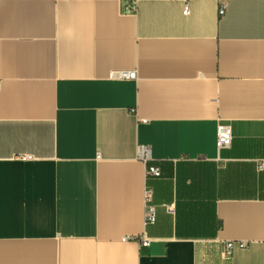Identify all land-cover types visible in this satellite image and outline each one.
<instances>
[{"label": "crops", "instance_id": "1", "mask_svg": "<svg viewBox=\"0 0 264 264\" xmlns=\"http://www.w3.org/2000/svg\"><path fill=\"white\" fill-rule=\"evenodd\" d=\"M184 5L0 0V264H264V0Z\"/></svg>", "mask_w": 264, "mask_h": 264}, {"label": "built area", "instance_id": "2", "mask_svg": "<svg viewBox=\"0 0 264 264\" xmlns=\"http://www.w3.org/2000/svg\"><path fill=\"white\" fill-rule=\"evenodd\" d=\"M184 13L187 14L189 12V0H184ZM136 2H133L130 7L131 10L135 9ZM226 12V4L221 3L219 7V15H223ZM112 77H120V78H134L136 77V71H113L110 74ZM233 139V131L229 124L220 123L217 129V140L216 144L218 148H227L231 145ZM141 158L145 163H148L150 159L149 149L146 146L141 147ZM262 166V165H261ZM147 173L150 176L159 177L161 176V171L157 166H149ZM152 200V190L148 189L145 192V201L147 203V208L145 210V219L147 222H155L156 220V210L155 206L150 202ZM127 239H137L140 240L143 245H149L150 239L143 234L142 236H126L124 240ZM235 244H238L240 247L247 246L246 242H236V241H227L225 243L224 254L228 255L232 252Z\"/></svg>", "mask_w": 264, "mask_h": 264}]
</instances>
